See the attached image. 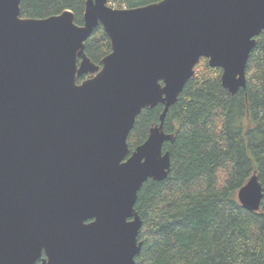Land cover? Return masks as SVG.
I'll return each mask as SVG.
<instances>
[{"label":"water","instance_id":"1","mask_svg":"<svg viewBox=\"0 0 264 264\" xmlns=\"http://www.w3.org/2000/svg\"><path fill=\"white\" fill-rule=\"evenodd\" d=\"M98 24L111 48L100 65L84 53ZM262 30L264 0H86L81 25L68 9L25 18L20 0H0V264H134L137 192L170 166L169 106L201 57L231 95L245 87ZM159 103L128 155L135 117ZM262 195L255 173L237 191L250 211Z\"/></svg>","mask_w":264,"mask_h":264},{"label":"trees","instance_id":"2","mask_svg":"<svg viewBox=\"0 0 264 264\" xmlns=\"http://www.w3.org/2000/svg\"><path fill=\"white\" fill-rule=\"evenodd\" d=\"M107 1L130 8L158 0ZM85 2L20 0V16L44 18L68 9L81 25ZM255 42L246 85L236 94L222 86L221 68L201 57L169 106L163 130L173 139L162 148L170 166L164 179H147L137 192L141 248L134 264H264V30ZM110 50L98 24L84 42V53L100 65ZM162 108L160 103L145 107L135 117L127 137L130 153L159 123ZM254 173L263 195L259 209L250 211L239 203L237 191Z\"/></svg>","mask_w":264,"mask_h":264},{"label":"rangeland","instance_id":"3","mask_svg":"<svg viewBox=\"0 0 264 264\" xmlns=\"http://www.w3.org/2000/svg\"><path fill=\"white\" fill-rule=\"evenodd\" d=\"M107 5L110 6V7H113V8H117V5H116L115 2H110V3L107 2ZM121 7H122V6H121ZM124 8H125V7H124ZM87 75H88V74H87ZM87 77H88V76H87ZM129 154H130V152H129ZM129 154H128V155H129Z\"/></svg>","mask_w":264,"mask_h":264}]
</instances>
